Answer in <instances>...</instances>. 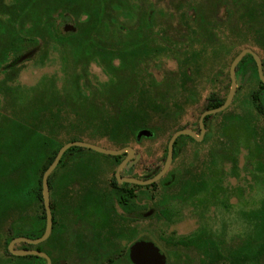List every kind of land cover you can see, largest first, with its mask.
<instances>
[{
    "label": "trees",
    "instance_id": "16d2710c",
    "mask_svg": "<svg viewBox=\"0 0 264 264\" xmlns=\"http://www.w3.org/2000/svg\"><path fill=\"white\" fill-rule=\"evenodd\" d=\"M2 5L3 0H0V7ZM122 5L123 0H16L10 9L2 10L0 66L10 56H18L13 64L2 69L13 71L22 57L33 60L38 52L43 51L37 66L46 62L57 63L61 76L57 73L44 75L32 87L13 86L10 76L0 80V106L7 100L11 105L9 113L0 110V264H46V259L38 256L12 255L8 245L17 237L38 239L45 232L47 218L42 180L59 150L72 141L59 143L60 134L68 131L66 125L73 128L69 132L83 140L87 131L73 126L87 123L97 131L94 134L108 138L118 149L127 147L133 139L138 141L137 134L144 129L153 132L150 138L155 137V130L149 125L151 110L166 111L164 105L168 102L161 90L172 89L173 82L165 79L156 83L152 80L150 91L142 88L141 65L148 52L142 49L137 39L128 40L129 37L123 33L124 25L120 19ZM110 11L112 17L109 16ZM66 22L74 23L77 32L64 33L62 25ZM109 29L112 30L110 45L105 39ZM28 46L32 49L26 52ZM160 51L163 52L164 47ZM92 65L101 68L106 81L99 80L92 72ZM155 90L159 91L153 94ZM220 106L221 101L212 100L209 108ZM64 107L71 108L72 114L63 122L61 113ZM249 124L247 120L237 123L233 120L226 126L225 132L232 140V154L242 149L248 152L246 169L257 181V188L264 190V162L258 159L260 145L254 137L255 130ZM182 138L184 136L175 144L174 157ZM240 138L242 143H239ZM80 149H69L60 163ZM59 168L51 176L50 190ZM176 182L180 185V192L171 197L164 207H155L153 218L170 220L175 215L172 206L177 203L180 208L192 206L197 211L203 210L201 213L204 216L213 203L218 205L220 202L223 178L219 176L181 181L167 175L160 181L165 189L174 187ZM157 184L147 187L125 184L118 186L108 198L114 212L115 202L125 211L119 217L128 221V244L134 237L130 227L132 218L140 219L138 215L144 209L136 190H152ZM33 205H38L42 212L29 216ZM53 216V232L45 243L37 246L21 243L16 248L45 252L52 257L54 264H58L47 247L59 243L61 230L56 212ZM241 219L245 232L238 241L229 245L222 239L224 229L217 233L209 224L179 238L177 244L195 250L201 264H264V200L256 209H242ZM10 220L13 221L9 223ZM112 237L119 239V243L125 240L122 232L115 233L114 230ZM110 243L117 245L115 240ZM122 252L124 256L109 257V264H133L128 249Z\"/></svg>",
    "mask_w": 264,
    "mask_h": 264
},
{
    "label": "rangeland",
    "instance_id": "374dc122",
    "mask_svg": "<svg viewBox=\"0 0 264 264\" xmlns=\"http://www.w3.org/2000/svg\"><path fill=\"white\" fill-rule=\"evenodd\" d=\"M166 1H162L161 4L158 3L160 4V9L166 13V16L159 19L157 27L159 29V37L161 38V47L166 48L170 56L164 57L159 64L155 61L150 63L149 66L141 65L144 82L142 88L150 91L152 89L151 80L157 83L162 81V79L171 80L173 87L172 89L166 88L165 90H161L165 93L166 102H168V104L164 105L166 111L150 109L152 111V118L149 125L155 130V137H145L139 142L133 139L129 144L135 151L136 160L132 167H127L122 171V175L136 179L153 177L163 169L168 155L169 141L177 131L190 129L195 131L196 134H200L201 117L210 109L209 105L212 99L216 97H219L222 101L226 99L231 86L229 76L230 66L238 53L246 48H250L264 62V38L262 36H259L257 33V35L254 34L244 25H241L239 32L233 35L231 29L234 28L233 24L238 23V18H233L230 24L224 23L222 25L221 19L210 11L206 20L207 24L216 34L217 39H221L222 28L224 29V42L227 47L226 55L224 54L222 64L218 62L219 57L216 56L210 57L205 64L202 63V58L199 59L200 63L198 65H193L191 60L201 46L190 44L192 40L197 39L195 34L199 30L197 26L194 27L191 24L187 15L190 14L191 6L200 7L199 13L202 15L201 10L203 11L202 7L205 5V2L203 0H186V2L184 0ZM193 16L195 15L192 13ZM124 25L133 27L127 22ZM184 39L186 40V42L184 41V45L177 44ZM162 42H165L164 45L166 46ZM29 49H32V47ZM177 53L182 56L175 58L176 55L174 54ZM42 56L43 51H40L33 60H26V58L13 71L4 72L2 68L14 62L18 57L17 55L10 56L8 61L0 66V80L10 76L13 79V86L25 85L32 87L44 75L53 76L57 73L61 76L57 63L51 64L46 62L43 66H37ZM50 56L52 55L50 54ZM91 69L100 81L107 80L101 68L92 65ZM187 71L188 76L186 75ZM217 71L224 72L225 77L223 79L220 78L225 83L224 91L218 86ZM247 82L246 85L241 87L232 105L226 111L213 115L209 119V125L202 141L198 142L187 136H184L179 141L176 155L167 174L168 177L181 181L192 178L200 180L203 177L209 179L216 176L223 178V188L219 204L211 206L209 212H206L203 216V213H201L203 210L197 211L192 206L180 208V204L177 203L172 206L175 215L170 220L150 218L151 216H148L137 223L131 224V228L135 230L136 236L146 237V239L155 242L157 247L166 253L168 264H201L199 255L195 250L185 248L177 244V241L181 237L195 233L204 224L213 225L217 233L224 229L225 232L222 239L226 244L229 245L234 241H238L245 232L244 223L241 219V210L249 211L256 209L260 205V202L264 200V190L257 188V181L251 177L250 172L246 169L248 152L242 149L232 154V150L234 149L231 143L232 140L225 132L226 126L231 121L234 120L237 123L247 120L250 123L249 125L255 130L254 137L257 138L260 145L258 159L264 162V116L258 113L259 111L256 110L250 98L251 92L261 89V83L255 73L249 76ZM60 87H62L61 84ZM158 91L155 90L153 94H156ZM9 101L7 100L2 103V106H0L1 112L9 113L11 111ZM63 109L61 115L64 122V119L72 114V109L69 107H64ZM65 127L68 131L60 134L59 143L64 144L69 140L82 141V139L79 140L76 135L69 132V130H73L71 126L66 125ZM73 127L87 131L83 141L94 143L107 149H118L108 138L94 134L97 131L87 123H79ZM242 142L243 139L240 138L239 143ZM80 156L83 158L92 157L93 160L89 166L92 167L94 165V168L99 170V192H108L110 182L113 180L117 169V164L107 166L108 157L106 155L94 153L89 149H80L76 153L74 152V156L71 157V161L67 160V164L69 166L72 165V161L77 160ZM216 167H219V169L217 170ZM62 172V169H59L57 175L62 174ZM250 186H253V188H250ZM75 190L76 188L72 191ZM180 190L178 182L170 189H165L163 184L159 182L155 189L146 190L145 188H141L136 191L137 195H139V203L144 207L142 212L147 214L157 206L164 207L167 205L171 197H176ZM53 200L58 220L62 222L60 199L55 196ZM31 210L32 212H28L29 216L42 212L38 205H33ZM11 221L13 220H10L9 223ZM66 224L71 235L77 233L78 229L72 223L66 220ZM84 234L91 236L87 232ZM71 240L76 241L73 238ZM85 241L87 239H83V242ZM126 241L118 243V246L116 245L112 249L107 247L106 253L116 249L119 251L123 250L124 246L128 245V241ZM68 248L70 251H74L76 248L75 243L69 242ZM101 249H104V247H101ZM84 250L95 252L96 264H107L105 256L102 257L103 254H98L97 251H94L92 243L86 244ZM3 251L2 245L1 252ZM76 258L74 255H68L67 262L71 264L83 263L81 261L78 262ZM89 258L90 256L84 263L89 264Z\"/></svg>",
    "mask_w": 264,
    "mask_h": 264
},
{
    "label": "flooded vegetation",
    "instance_id": "af4514ba",
    "mask_svg": "<svg viewBox=\"0 0 264 264\" xmlns=\"http://www.w3.org/2000/svg\"><path fill=\"white\" fill-rule=\"evenodd\" d=\"M162 1L165 0H123L120 19L122 20L123 25L127 22L128 24L133 26V27H129V26L127 27L124 25L123 33L126 34V37H129L128 40L134 41L137 39L142 49L147 50L148 53L143 57L144 58L142 62L143 65L149 66L150 63L155 61L159 64V62L162 61L164 57L170 56L169 55L170 53L166 48H164L163 52L160 51L161 38L159 37V29L157 26L159 25V19L161 17L166 16V13L160 9V4ZM170 1L171 0H167L166 2H170ZM184 1L186 2V0ZM203 1L205 2V5L202 7L203 11L201 10L202 15L199 13L200 7L198 8L197 6H191V9L189 11L190 14L187 15L188 19L191 21V24H193L194 27L197 26L199 30L195 34L197 39L192 40L190 44L192 45L197 44L201 46L198 52L194 55L193 57L194 59L191 60V63H193V65L194 64L198 65V63H200L199 59L202 58H203L202 63L205 64L210 57H216V56L219 57L218 62L222 64L224 60V56L226 55L227 47L225 46V42H224V29L222 28L223 33H221L220 35L222 36L221 39H217L216 34L213 32L212 28H210L209 25L207 24L206 20L210 11L213 15H217L218 18L221 19L222 25H224V23L230 24L233 18H238L237 19L238 23L233 24L234 28L231 29L233 35H236V33L239 32L241 25H244L248 30H250L254 34L257 33L259 36H262L264 38V24H263L264 0H203ZM15 4H16V0H3V5L2 7H0V15L3 14L2 10H8L12 5ZM192 13L196 17L195 16L192 17ZM109 16L110 17L113 16L112 11L109 12ZM68 18L73 19L72 16H68ZM70 23L72 22H66L62 25V30L64 33H71L65 30V27ZM111 31L112 30L109 29L105 37L108 45H110L112 41ZM135 36L138 37L135 38ZM184 41L186 42V40L184 39L177 44L184 45L185 44ZM162 43L164 45L165 42ZM29 48L31 47L28 46L25 51L29 52L31 50ZM246 49H250V48H246ZM240 53H238L235 56V58ZM197 54L199 58H195ZM174 55H176L175 58L176 57L179 58L180 56H182L179 53ZM26 60H30V59H26ZM260 60H261V69L255 58L250 54L246 55L237 66L235 72V78H236V82L239 83V85L235 92L233 101L238 95V92L241 89V87H243L248 83L247 81L249 79V76L252 75V73H255L259 82L261 83V89L251 92L250 98L256 110L259 111L258 113L264 116V81L262 80L260 74L261 71L262 76L264 77V62L261 57ZM11 64H13V62ZM19 64H16L14 68H16V66H18ZM2 70L4 72H8L11 69L8 71H5V69ZM230 71H231V66L229 70V76L232 85V77ZM217 77L219 79L218 86H220V89L224 91L225 83L224 80H221L225 77L224 72L217 71ZM163 81H165V79L164 80L162 79V81L159 82H163ZM230 90H231V86L224 101L220 100L219 97H216L212 99L213 102L221 101V106H222L227 100ZM208 111H210V109ZM212 116H207L203 121L205 126V133L209 125L208 124L209 119ZM200 135H201V126H200V134L198 136ZM187 137H189L192 140H195L190 136ZM72 156H74V154L68 155L64 159V162L59 164L60 167L59 169H62L63 172L62 174L59 175L56 174V177H54L53 179L54 181L53 188L52 190H50L52 212L53 213L56 212L54 200H53L55 196L60 199V205L62 207V212H61L62 222H59L58 220V226L60 227L61 230L60 233L58 234L59 243L55 242V244L53 243V245L50 244L47 246L49 250L52 252L54 258L57 259L58 264H71L67 262L68 255L71 256L74 255L77 257L76 259L78 260V262L79 261L83 262L78 264H86L84 262L90 256L89 264H96V256L94 255L95 252H93L92 250L85 251L84 246H86V244L89 245L92 243L94 247V251H97L98 254H103L102 257L105 256V259L107 260V264H109L108 262L109 257L114 255H116V257L124 256L125 254L122 251L123 250L125 251L127 249H128V253H130V248L134 243L138 241L153 242L151 240L145 239V237L136 236L135 230L131 228L132 233L134 234V237H132V240L130 241L131 244L129 243L127 246H124L123 250L121 251L116 249L109 251V253H106L107 247H110L111 249L115 247L112 246L110 242L115 240L116 244L119 243V239H115L114 237H112L113 230L115 233L122 232L124 234L123 239L129 241L128 223H127L128 221L124 219H120L119 217V214L123 215L125 214V211H123L122 208L119 206V204L115 202L116 211L114 212L111 206V202L108 199L118 186L120 187L127 184V183L120 184L116 178L117 170L119 166L123 163V161H125V159L127 158V154L118 156V158L107 156L108 157L107 158L108 162L106 163L107 166H110L112 164H117V169L114 173L113 180L110 182L108 192H99L100 190L99 189L100 182L98 181L99 170L95 169L94 165L92 167L89 166V164L92 163L93 160L92 157H84V158L82 156H80L79 158L77 157L78 159L76 158L77 160L72 161V165L69 166L67 164V160L71 161ZM135 160H136V155L134 153V157L128 162V164L122 169V171L127 167H132ZM122 171L120 173V176L122 178H125L126 176L122 175ZM75 188L76 190L72 191ZM213 205L214 203L212 204V206ZM142 211L138 215L140 216V219L132 218L131 224L137 223L141 219H145L144 213ZM153 216L154 213L150 218H153ZM125 217H127V215ZM66 220L72 223L76 227V229H78L77 233L72 235L70 234L69 228L67 227L66 224ZM85 232L90 233L91 236L84 234ZM71 238L76 239V241H72ZM83 239H87V241L83 242ZM125 240H122L120 242H124ZM69 242L75 243L76 248L74 251H70V249L68 248ZM60 243L63 244L62 247ZM101 247H104V249H101ZM28 250H36V249H28ZM86 256L88 257L86 258ZM49 257L52 261V264H54L52 257L51 256ZM46 264H47V260H46Z\"/></svg>",
    "mask_w": 264,
    "mask_h": 264
},
{
    "label": "water",
    "instance_id": "95a60500",
    "mask_svg": "<svg viewBox=\"0 0 264 264\" xmlns=\"http://www.w3.org/2000/svg\"><path fill=\"white\" fill-rule=\"evenodd\" d=\"M65 30L68 32L74 33V32H76L77 29L73 23H70L65 27ZM248 54L252 55L255 58V60L257 61L258 65L261 69L260 57L250 49L243 50L234 59L232 65H231L230 73H231V77H232V85H231V90H230L229 96H228L227 100L225 101V103L221 107H219L217 109L210 110V111H206L202 115L201 120H200V126H201V135L200 136H198L193 130L182 129V130L177 131L171 137L169 144H168V155H167L165 165H164L163 169L159 173L154 175L153 177L146 178V179H136V178H132V177L122 178L120 176L122 169L134 157L135 151L130 146L122 148V149H107V148H103L101 146H98L94 143H90V142H86V141H72V142L65 144L59 150L55 160L53 161V163L49 166V168L46 170V172L43 175V180H42L43 201H44V206H45V210H46V218H47L46 228H45V232H44L43 236L38 238V239H30V238H26V237L15 238L8 245L9 252L12 255L17 256V257L38 256V257L46 259L47 264H52L50 257L44 252H41L38 250H21V249H16L15 247L17 244H20V243H26L29 245L37 246V245L44 243L45 241H47L50 238L52 231H53L54 218H53V212H52V208H51L49 182H50L52 174L55 172V170L59 166L60 162L62 161V158L65 155V153L71 148L78 147L81 149H89V150H92L94 152L100 153L102 155L112 156V157H118V156H122L123 154H127V158L119 166L117 173H116V178L120 184L127 183V184H133V185L147 187V186L154 185L155 183H158L159 181H161L166 176V174L168 173V171H169V169L173 163L175 144H176L177 140L181 136H190L198 142L202 141L204 139V134H205V126H204V122H203L204 119L207 116H212L214 114L221 113V112H223L229 108V106L231 105V103L234 99L237 87L239 85V83L236 82V78H235L236 68L239 65V63L243 60V58ZM26 58H27L26 56L22 57L20 59V62H22ZM260 74H261L262 80L264 81V77L262 76L261 71H260ZM152 136H153V132L150 129H144L137 134V140L139 141L143 137L150 138ZM153 213H154V211L151 210L149 213L144 214V217L152 216ZM129 257H130V260L132 261L133 264H168V259H167L166 254L160 248H158L154 242H149V241H138V242L134 243L130 248Z\"/></svg>",
    "mask_w": 264,
    "mask_h": 264
}]
</instances>
